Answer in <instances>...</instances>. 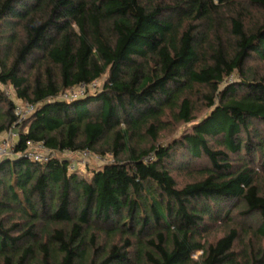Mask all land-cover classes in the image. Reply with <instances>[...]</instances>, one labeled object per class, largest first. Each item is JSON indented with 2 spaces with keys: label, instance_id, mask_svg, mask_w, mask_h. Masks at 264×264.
I'll use <instances>...</instances> for the list:
<instances>
[{
  "label": "trees",
  "instance_id": "16d2710c",
  "mask_svg": "<svg viewBox=\"0 0 264 264\" xmlns=\"http://www.w3.org/2000/svg\"><path fill=\"white\" fill-rule=\"evenodd\" d=\"M259 65L264 0H0V86L35 106L20 121L0 87V134L17 130L20 155L0 161V264H264L239 245L264 241ZM29 142L55 157L27 158ZM86 151L113 161L87 179L59 156Z\"/></svg>",
  "mask_w": 264,
  "mask_h": 264
},
{
  "label": "rangeland",
  "instance_id": "374dc122",
  "mask_svg": "<svg viewBox=\"0 0 264 264\" xmlns=\"http://www.w3.org/2000/svg\"><path fill=\"white\" fill-rule=\"evenodd\" d=\"M255 22L260 21V17H261V12L260 11H256L255 9L252 10ZM254 24V23H253ZM259 71L261 73L264 72V67L260 68L259 65ZM238 79H240V76L238 74V72L234 71L231 72L226 78H225V82L222 85L221 89H224L225 86L238 82ZM103 82L99 81L97 84V90H101L102 86H103ZM3 91L6 93V95L15 103V104H21V100L18 99L17 94L15 93V91L13 90V88H5L0 86ZM217 103V101H216ZM202 105V104H200ZM211 112V109H206L205 105H202L199 107V110L195 113V115L197 116V120L195 122H199L201 121L205 116H207L209 113ZM189 123V124H180V125H172L170 128L162 131L159 134V146H163L165 148H168L171 143L175 140V139H180L181 137H183L185 134L187 133H192L193 132V128H194V123ZM17 132V130H16ZM9 132H4L2 134H0V141L2 139H4V137H6V135ZM12 142L15 143L17 142V138H11ZM60 157H67L69 158V160H71L72 162H74L75 167H77L78 170V174L83 177V178H87L90 179L89 174L87 173V169L88 168H99L100 166H103L104 164L108 163V162H112L113 158L112 156H107L106 158L103 159H99L97 158L98 156H94L92 155V157H90L89 160H83L81 153H76V154H71V153H65L63 155H59ZM180 182L182 183L183 179H179ZM259 184L264 185V176H261L259 178ZM220 226H214L213 230H211V232L209 233L208 237L210 240H216L219 237L223 236L224 234H226L228 232V227H222ZM243 232V231H242ZM249 241L251 242L252 246H249L253 249V252L255 255H258L261 251H260V247L264 249V241L258 242V239H255V237H253L251 234L249 233H242V239L239 245H241V247L245 248ZM241 250V248H238ZM251 252V250L249 251V253ZM200 252H196L194 254H192V258L197 260L198 257L200 256Z\"/></svg>",
  "mask_w": 264,
  "mask_h": 264
},
{
  "label": "built area",
  "instance_id": "2783aa9c",
  "mask_svg": "<svg viewBox=\"0 0 264 264\" xmlns=\"http://www.w3.org/2000/svg\"><path fill=\"white\" fill-rule=\"evenodd\" d=\"M97 84L98 82L93 83L92 85L85 86L81 85L67 93H64L60 96L61 100L65 101H73L76 99H79L86 95V93L94 92L97 90ZM22 105L16 104V115L18 116L20 121H23L27 119L35 110V106L26 104L23 101H21ZM11 138H17L18 140V133L16 132V129L11 130L4 139L0 141V161L4 159H11L19 157L20 155H16L14 153V147L15 143H13ZM71 153L72 152H66ZM65 154V153H64ZM74 154V153H73ZM27 158L35 161V162H47L51 158L55 157V153L52 150H49L47 147L43 145V143H28V149L26 153L24 154ZM83 160H89L90 157H92V154L89 151L81 153ZM89 158V159H88ZM99 159H103L101 157H97ZM75 165H73V168Z\"/></svg>",
  "mask_w": 264,
  "mask_h": 264
}]
</instances>
